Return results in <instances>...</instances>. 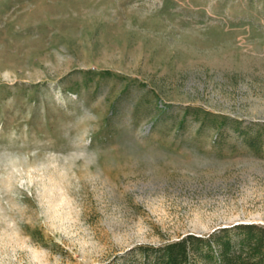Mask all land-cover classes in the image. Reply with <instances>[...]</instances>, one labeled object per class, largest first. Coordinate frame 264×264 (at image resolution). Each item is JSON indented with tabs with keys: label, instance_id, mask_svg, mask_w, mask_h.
Masks as SVG:
<instances>
[{
	"label": "rangeland",
	"instance_id": "1",
	"mask_svg": "<svg viewBox=\"0 0 264 264\" xmlns=\"http://www.w3.org/2000/svg\"><path fill=\"white\" fill-rule=\"evenodd\" d=\"M248 223L264 0H0V264H143Z\"/></svg>",
	"mask_w": 264,
	"mask_h": 264
},
{
	"label": "trees",
	"instance_id": "2",
	"mask_svg": "<svg viewBox=\"0 0 264 264\" xmlns=\"http://www.w3.org/2000/svg\"><path fill=\"white\" fill-rule=\"evenodd\" d=\"M138 250L143 264H264V226L237 224Z\"/></svg>",
	"mask_w": 264,
	"mask_h": 264
}]
</instances>
